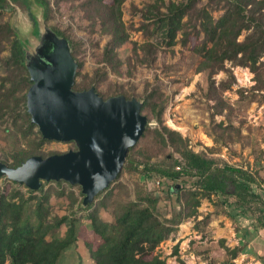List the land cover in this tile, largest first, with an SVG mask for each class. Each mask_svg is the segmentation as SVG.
I'll list each match as a JSON object with an SVG mask.
<instances>
[{"label":"trees","instance_id":"obj_1","mask_svg":"<svg viewBox=\"0 0 264 264\" xmlns=\"http://www.w3.org/2000/svg\"><path fill=\"white\" fill-rule=\"evenodd\" d=\"M16 1L22 6L29 8L28 0ZM9 0H0V56L9 49V53L1 57L6 75L1 77L0 83V116L8 113L11 109H25L27 115V127L25 134L36 135L37 148H22L11 153L10 166H18L32 155L46 157L57 152L44 154L39 151L45 139L37 125L31 122V116L27 111V91L32 84L27 68L28 49L27 42L17 34L4 13L11 6ZM126 0H111L106 2L99 0H33L42 11V16L49 21L54 16L55 8L59 9L62 2L70 3L72 7H80L88 11L90 30L100 26L102 34L109 35L108 41L103 47V61L105 64L95 68L93 73L82 75V81H75L73 88L76 90L89 89L92 85L98 87L109 77L107 68L111 52L116 53L117 47L130 39V32L123 19V4ZM147 0L141 11L142 20L138 28L147 38L138 48L147 61L156 59L159 43H165L168 47L178 42V33L183 26L189 27L188 34H203L202 46L195 47L196 55L200 61L197 66L198 72L208 74L209 84L207 95L213 100L211 105L212 116L229 111L231 103L224 97L223 91L235 83V75L229 71V79L216 85L213 75L224 70L226 61L235 65L248 67L254 74V85L251 93L245 94L246 90L240 91V98H248V101L258 100L264 102V0ZM214 10H221L216 18ZM33 24L37 27V43L42 35L39 31V21L30 14ZM133 28V25H131ZM53 31L60 37L69 40L72 54L78 62L77 75L83 62L77 57L80 41L77 42L66 29L52 26ZM134 29V28H133ZM246 31L243 39L240 35ZM40 34V35H39ZM159 37L161 38L159 40ZM156 38H158L156 41ZM188 38L184 39L186 43ZM34 43V42H33ZM82 45V44H81ZM81 48V47H80ZM112 70L120 73L119 63L110 65ZM100 93V92H99ZM124 94L127 98L137 97L135 93H128L123 86L111 84L106 93H100L104 98ZM168 102V95L158 84L146 83L142 96L141 113L148 117V125L138 142L129 148L123 167L128 172L135 171L147 177H162L173 181L185 175L196 176L191 187H186L174 182L169 188V195H175L180 203V208L171 217H161L158 203L160 195L146 187L138 186L133 193L128 185L121 181L122 170L116 179L105 189L101 190L92 202L83 204V198L70 192L71 206L89 209V217H96L101 208H112L113 221H104L100 224L92 223L93 231L100 237L107 250L102 261L96 264H141L142 255H151L150 264H168L165 258L155 253L157 247L177 230V226L189 217L198 215V207L202 198H208L215 204L232 207L231 210L223 209L233 221L239 215H247V208L251 203L261 202L264 206L262 195L257 192L253 184L258 182L257 173L249 167L235 165L219 158L209 156L205 151H196L189 145L187 137L180 131L172 129L164 122V112ZM156 120L159 126L151 127L149 122ZM213 125L210 134L215 140H224L227 137L231 141L239 140L243 134L240 127H235L231 122L224 120L219 122L212 119ZM37 128V129H35ZM142 140L143 144L137 147ZM76 147V146H75ZM168 147L180 154V158L171 157L166 153ZM165 153V155H163ZM7 162V160H4ZM179 166V168H178ZM57 182L61 180H50ZM49 182V181H48ZM71 184V183H69ZM72 185V184H71ZM45 183L37 190L27 187L29 195L23 191L14 189L10 194H4L0 190V264H57L64 248L77 240V217L76 210L64 215L50 216L48 206L50 191L44 189ZM125 192L124 196H116V191ZM39 191V194H36ZM65 189L58 191L63 195ZM80 194L83 195L82 191ZM217 197L218 199L213 198ZM233 200L229 201L228 197ZM223 197V198H222ZM35 200L36 216L38 224L33 226L29 219H24L23 211L27 201ZM241 208L239 213L234 209ZM250 212V211H248ZM212 213H207L199 222L208 221ZM50 220V221H49ZM50 222L51 224H47ZM67 225L69 240L58 244L48 239V233L53 226ZM264 226V222H261ZM223 242V241H222ZM228 258L220 264H234V259L243 253L246 245L240 244L234 247L223 245ZM178 250V245L175 247Z\"/></svg>","mask_w":264,"mask_h":264},{"label":"rangeland","instance_id":"obj_2","mask_svg":"<svg viewBox=\"0 0 264 264\" xmlns=\"http://www.w3.org/2000/svg\"><path fill=\"white\" fill-rule=\"evenodd\" d=\"M98 1L95 0V2ZM103 1L111 2V0ZM145 2L147 0H126L124 2L123 19L127 26H130L128 27L130 39L117 47L116 53L111 52L109 61L106 59L109 77L100 84L97 91L106 93L109 86L116 83L123 86L128 93L137 94V98L142 101L146 83L148 81L152 84L159 83L168 95L164 112L166 125L180 131L187 137L190 147L194 150L205 151L209 156L219 158L221 161L249 167L253 172H256L258 182L253 184V187L264 199V102L258 100L249 102V96L245 99L240 98L242 89L246 90L245 94L248 93L249 95L251 93V88L255 83L253 80L254 74L248 67L226 61L225 69L216 72L213 78L216 80V85L220 86L221 81L229 79V71L235 75V83L223 91L224 97L231 103L232 108L213 117L211 107L213 100L209 99L206 93L209 84L208 74L196 70L200 56L196 55L195 47L203 45V34H188L189 27L183 26L178 33L179 40L175 45L168 47L165 43H159L160 48L157 50L156 59L152 62L147 61L138 45L147 38H153L145 35L142 30L135 29L139 27L142 20L139 9L143 7ZM205 2L203 0L200 4ZM9 3L11 6L6 9L4 18L11 22L18 36L27 42L29 47L28 56L31 57L35 53L42 37L37 43V27L33 24L30 16V14H33L34 18L39 21V31L41 33H44L46 29H52V26H57L66 29L69 35L82 44H80L81 48L79 47L77 52L78 59L83 62L82 67L79 69L80 74L76 76L77 83L82 81V75L86 73L91 75L95 68L105 64V61H103V47L110 36L102 34L99 25L95 26L93 31L90 30L87 10L72 7L70 3L62 2L59 9L55 8L54 16L46 21L42 16L40 6L34 3L33 0H28L29 8L20 5L16 1H10ZM212 12L217 18L221 10ZM131 25L134 29L131 28ZM245 34L246 31H243L239 37L240 40L244 38ZM186 38L188 40L184 43L183 40ZM157 39L156 41H158ZM8 53L9 49H6L0 56V83L1 77L6 75L1 57L6 56ZM118 63L120 73L114 72L110 66ZM1 99L0 96V102H2ZM19 110L20 114L18 110L11 109L8 113L0 116V162L7 164L11 162V153L19 149L37 148L36 135L34 133L25 134L24 132L27 127V124H25L27 119L25 109L20 108ZM212 119L217 122L224 120L227 124L231 122L235 127L241 128L243 136L236 141H231L228 137L216 141L214 136L210 134L213 125ZM149 125L151 127L159 126L154 119L149 122ZM141 144H143L142 140L137 147H140ZM71 148H75L73 141L48 140L38 149L44 154H49V152L64 153ZM166 153L170 157L172 154L174 157L180 158V154L173 151L172 147H168ZM4 160H7V162ZM123 168L120 179L128 185L133 195L138 186L154 190L160 195L161 200L158 203V209L161 217H171L180 208V203L175 195H169L171 184L177 182L183 186L191 187L193 181L197 178L196 176L185 175L184 181L181 178L175 181L172 179L165 180V178L157 176L147 177L135 171L128 172L126 167ZM44 183V189H49L51 193L48 202L50 216L67 214L73 208V210H76L77 240L62 250L57 264H96V262L102 261V255H105L107 248L93 231L92 223L100 224L104 221H113L112 208H101L96 217L90 218L88 215L89 209L78 208L77 205L71 206L70 204L71 191H74L79 199L83 198V195L80 194V185H71L67 181H62L60 185L54 181H44ZM14 189L21 190L25 195H29L24 184L15 182L5 175L0 176V190L4 194H10ZM60 189H65L63 195L58 194ZM39 193V191H36V194ZM124 194V190L123 192L121 190L116 191L117 197L119 195L124 196ZM212 197L218 199L215 196ZM228 199L232 201L233 197L229 196ZM205 205L207 206L205 207ZM223 209L228 211L232 207L220 206L208 198H202L198 208L199 213L202 218L207 213H212L210 219L199 222L198 228L194 226L190 231H186L179 244L177 243L176 234L182 229L180 225L184 222L196 223L200 220L197 218L198 215L185 219L177 226V230L157 247L155 253H159L162 258H165L168 264H220L229 257L223 246L227 245L229 234L233 236L234 241H240L237 245H247L248 242H243L242 239L248 240L249 237L257 236L262 242L260 247L264 246V226L261 225V222H264V206L261 202L251 203V206L247 208L248 214L245 216L239 215L235 222ZM232 211L239 213L241 208ZM23 213L24 219H29L33 226L38 224L34 199L26 202ZM212 222L219 226L220 230H213V227L216 226L210 225ZM47 224L50 225L51 223L47 222ZM200 230L207 232V235L204 234V236ZM244 233L245 236H243ZM246 233L248 234L246 235ZM47 237L58 244L68 241L69 231L67 225L53 226ZM177 244L179 246L176 251ZM239 257L240 254L234 259V264H264V258L261 259L262 262H255L256 260L252 262L248 259H243L240 262ZM140 258L141 264H150L151 255H142ZM48 263L49 261L44 264ZM35 264L40 263L36 262Z\"/></svg>","mask_w":264,"mask_h":264},{"label":"water","instance_id":"obj_3","mask_svg":"<svg viewBox=\"0 0 264 264\" xmlns=\"http://www.w3.org/2000/svg\"><path fill=\"white\" fill-rule=\"evenodd\" d=\"M42 34L35 53L28 56L32 84L27 111L45 139L73 141L76 147L46 157L32 155L16 167L0 162V176L33 190L44 181L63 179L81 186L87 205L116 179L148 117L137 97L104 98L94 85L74 89L78 62L69 40L51 28Z\"/></svg>","mask_w":264,"mask_h":264},{"label":"crops","instance_id":"obj_4","mask_svg":"<svg viewBox=\"0 0 264 264\" xmlns=\"http://www.w3.org/2000/svg\"><path fill=\"white\" fill-rule=\"evenodd\" d=\"M206 204V203H205ZM207 205H205V207H206ZM199 208V207H198ZM199 211L200 210H198V219H201L202 217H201V214L199 213ZM194 218V217H193ZM195 223V222H194ZM193 222H184V223H182L180 226H181V228L182 229H180L179 231H178V233L176 234V237H177V243H179L180 244V242H181V238H182V236H183V234H185L186 233V231H190L192 228H194V226H195V224H194ZM210 225H215L216 226V224L214 223V222H212ZM217 227V228H216ZM216 227H213V230H220V228H219V226H216ZM230 228H231V226H230ZM225 229H227V228H225ZM234 230V229H233ZM195 231V230H194ZM202 233H203V235L205 234V235H207V232H205V231H202V230H200ZM234 232V231H233ZM244 232H247V231H244ZM234 234V233H233ZM248 233H246V235H247ZM175 235V234H174ZM204 235V236H205ZM243 236H245V233H244V235ZM229 240H227L228 241V243H227V246H229V247H234V246H236L237 244H239V242L240 241H234L233 240V236L232 235H230L229 234ZM242 241L243 242H248V244L246 245V248H245V250H244V252L243 253H241L240 254V257H239V261L241 262L243 259H248V261H252L253 262V260H256L255 262H262L261 261V259H263L264 258V246L263 247H260L261 246V241H260V239L257 237V236H254V237H249V239L248 240H245V239H242ZM259 243H260V245H259ZM178 245V244H177ZM179 246V245H178ZM261 248V249H260ZM264 260V259H263ZM250 263V262H249Z\"/></svg>","mask_w":264,"mask_h":264},{"label":"built area","instance_id":"obj_5","mask_svg":"<svg viewBox=\"0 0 264 264\" xmlns=\"http://www.w3.org/2000/svg\"><path fill=\"white\" fill-rule=\"evenodd\" d=\"M178 168H179V166H178Z\"/></svg>","mask_w":264,"mask_h":264}]
</instances>
